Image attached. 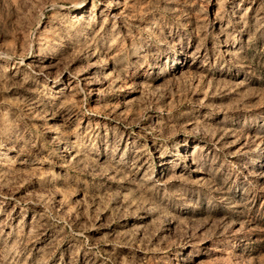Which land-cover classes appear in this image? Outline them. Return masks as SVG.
Here are the masks:
<instances>
[{"label": "rangeland", "instance_id": "obj_1", "mask_svg": "<svg viewBox=\"0 0 264 264\" xmlns=\"http://www.w3.org/2000/svg\"><path fill=\"white\" fill-rule=\"evenodd\" d=\"M0 264H264V0H0Z\"/></svg>", "mask_w": 264, "mask_h": 264}]
</instances>
